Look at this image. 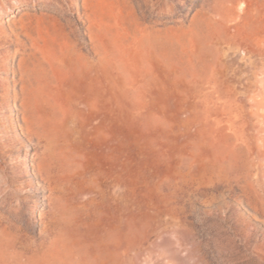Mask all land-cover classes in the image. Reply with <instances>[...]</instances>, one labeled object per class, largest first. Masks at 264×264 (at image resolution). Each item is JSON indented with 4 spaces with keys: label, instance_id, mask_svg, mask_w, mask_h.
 <instances>
[{
    "label": "rangeland",
    "instance_id": "1",
    "mask_svg": "<svg viewBox=\"0 0 264 264\" xmlns=\"http://www.w3.org/2000/svg\"><path fill=\"white\" fill-rule=\"evenodd\" d=\"M0 264H264V0H0Z\"/></svg>",
    "mask_w": 264,
    "mask_h": 264
}]
</instances>
